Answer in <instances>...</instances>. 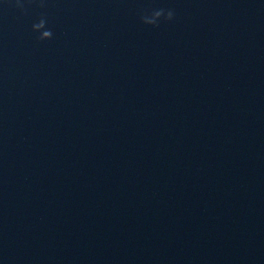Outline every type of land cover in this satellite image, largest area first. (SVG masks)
I'll return each mask as SVG.
<instances>
[{"label":"clouds","instance_id":"clouds-1","mask_svg":"<svg viewBox=\"0 0 264 264\" xmlns=\"http://www.w3.org/2000/svg\"><path fill=\"white\" fill-rule=\"evenodd\" d=\"M16 6L21 8L23 7L21 0H16ZM175 15H176L175 10L173 8H168L167 10L163 9L161 11H152L150 13H145L141 16V20L145 24L158 26L161 20L172 21L175 18ZM33 30L35 31V26L33 27ZM52 36H53L52 31L46 30L39 35V39L41 40L51 39Z\"/></svg>","mask_w":264,"mask_h":264}]
</instances>
